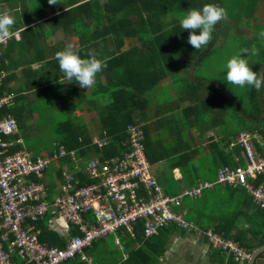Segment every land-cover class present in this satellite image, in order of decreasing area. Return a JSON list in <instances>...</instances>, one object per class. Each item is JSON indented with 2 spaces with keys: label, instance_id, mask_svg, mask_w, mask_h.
<instances>
[{
  "label": "trees",
  "instance_id": "16d2710c",
  "mask_svg": "<svg viewBox=\"0 0 264 264\" xmlns=\"http://www.w3.org/2000/svg\"><path fill=\"white\" fill-rule=\"evenodd\" d=\"M26 1L0 0V4L6 5V7L0 9V13H3L6 9L14 11L15 23L12 26V32L22 29L20 31L22 39L21 42H18L17 48H19V52L23 53V50L26 51L24 55L30 57L25 64V70L31 71L30 64L35 62L37 58L38 61L46 58L43 55L45 52L42 51L38 44L39 38H47L57 30L66 35L73 33L78 37L76 44L81 46V48L77 53L82 58H86L87 52L90 49H96L98 38H101L102 42L109 41L115 44V47L110 52L107 50L108 59L104 62L106 67L102 70L104 72L106 69L107 82L104 89L107 92L105 95L107 100L105 112L100 114L97 126L98 129H104L110 137L112 136L109 144L101 150L92 145L89 135L91 127L83 125L78 121L75 123L73 119L69 118L68 112H65V118H62L60 121H54L53 119L54 122H57L53 132L56 136L57 143L63 145L67 150L77 148L79 150L78 156L82 158H87L90 154L101 159L123 154L127 150V148L121 146V143L127 138L125 128L129 124L135 123L131 117L130 109L139 101L146 103L148 97H151L157 92L163 80H172L174 83L172 85L186 86L191 89L206 88L216 90L213 87L191 81L190 72L194 63L198 60H200L199 66L203 61L207 60L206 57L210 55L211 49L218 42L223 32L222 21L214 28L213 38L209 42V47L207 46L208 49L204 47L197 50L192 49L186 43L188 33L180 27L179 20L184 11L191 8L199 9L208 3H217L223 7L222 0H104L102 3H100V0H53V4L49 3V0H29L35 8V12L32 15H27L25 13L26 10H23ZM258 1L248 0L246 5H255ZM50 6H53L52 10H54L51 12L52 17L46 11ZM19 8H21L20 13L23 16L22 19L19 16ZM35 20L39 21V23L32 26ZM217 28L218 33L215 38ZM214 38L215 41L213 42ZM88 42L91 44L89 47H86L85 45ZM12 47L11 49L13 50L15 44ZM31 50L37 51L36 57L34 55L31 56V53H29ZM248 54L249 51L247 52ZM256 55L259 56V60L254 62L256 64L255 66H252L254 71L259 69L261 63H263L264 48L262 47L258 50ZM5 57H7L6 52L0 56V68L2 69H7L8 67L4 61ZM34 58H36L35 61ZM44 64L48 67L50 62L46 61ZM195 77V79H199L202 76ZM202 79L211 81L207 78ZM6 80L4 81L3 87L6 84ZM225 88L233 94L231 88L228 86H225ZM22 89L29 92L34 87L28 89L25 84ZM48 89L46 88L41 91L46 95ZM67 92L68 89L66 92H61L63 99H66L64 95ZM247 94L249 106L245 108L239 101H237V104L242 114L257 119L262 115L258 92L249 88ZM23 98L25 97L17 95L11 106L0 109V118L4 115L11 114L18 124L17 135L14 134L6 138L7 140H16L18 136L29 137V126L26 124L25 117L27 113L24 112L21 105L19 106V101ZM218 99L219 101L221 100L220 108L225 112L228 109L233 110L236 125L240 126L239 128L241 130L235 131L233 135L234 142H237L238 136L242 131H250V133L257 131L259 134L264 135V119L257 123L245 119L221 91L219 92ZM44 112H46V109L42 108L38 116L41 119V121L38 119L37 127L39 129H41L40 125L45 122ZM33 113L34 110L29 111V114ZM49 122H52V119ZM248 125L252 126V128ZM226 144L228 145L229 141ZM254 145L260 153H264V148L259 143L255 142ZM208 147L212 157H215L216 153H224L217 143H211ZM16 150V147H10L11 152ZM240 150L242 149L239 145H235V153L239 157L241 156ZM58 162L62 164V161L59 160ZM221 163L229 164L226 159ZM239 163L243 164L241 157ZM231 164L235 165V163ZM215 174L216 172L203 175H187L183 172L180 180L186 185H195L197 183L195 176L198 179H214ZM77 176L82 179L81 184H89L92 182L91 179L83 174H78ZM260 182L261 179L259 178L255 181V184ZM217 187L215 188L217 189ZM225 188H228L232 192L229 193L232 198L237 200L242 199L240 201H243L250 208L251 213L247 217V222L253 230L251 231L253 236L250 237L251 240L242 236V231L233 232L234 219L237 218V215H234L233 220H229L232 218L230 216L218 219L213 216L212 211L207 209L208 205L204 206L206 204L205 201L211 194V190L203 191L198 199H193V201L186 200L188 204H182L186 208L183 216L188 221L192 219V221L203 229L214 227L216 232L222 234L225 238L235 240L250 253L257 246L264 244V237L262 236V230L264 229V210L256 206L249 196L246 197V193L243 192L244 190L242 191L239 188L231 187ZM199 201L201 207L195 206L199 205L197 203ZM91 221L93 220L91 219ZM35 225L40 230L39 240L41 242L59 248L65 246L66 238H60L56 233L48 229L46 217L35 223ZM167 232L168 229L163 227L159 230L157 236L145 239L143 237V223L139 222L135 227L134 236L128 237L130 240L137 239L142 241L143 245L137 250L129 252L126 260L118 264H155L157 258L164 250L167 237L165 233ZM78 234V230L74 226H71L70 236ZM254 240L257 243L252 242ZM100 241H96L90 247L86 248L84 250L85 253L91 256L92 248L98 245ZM124 245L126 248L129 246L127 243ZM62 264L85 263L80 261L77 256Z\"/></svg>",
  "mask_w": 264,
  "mask_h": 264
},
{
  "label": "crops",
  "instance_id": "0c3cea01",
  "mask_svg": "<svg viewBox=\"0 0 264 264\" xmlns=\"http://www.w3.org/2000/svg\"><path fill=\"white\" fill-rule=\"evenodd\" d=\"M20 9L21 8L18 9L19 16L22 19L23 16H21ZM24 9L26 10L25 13L27 15H32L35 12V8L29 0L25 2L23 10ZM52 9L53 6L46 9L50 17L53 16L51 12L54 10ZM262 14H264V6L262 7ZM37 23H39V21L35 20L32 26ZM20 31H22V29L12 32L11 28L10 35L7 38V44L5 46L0 45V56H2L4 52L7 53V57L4 58V61L8 66L7 69H3L7 72L5 78V80H7L5 86L2 87L1 93L7 94L11 92L14 93L16 97L17 95L25 97L19 101V106L21 105L24 112L27 113L25 117L26 124L29 126L28 136L30 137L37 133L35 138H38V131H42L43 128L47 129L48 133L54 134L53 132L57 123L54 121L62 120V118H65V112H68L69 118L73 119L75 123L78 121L83 125L92 128L89 130L92 143V137L95 134H101L102 131H106L104 129H98L97 127L100 114L105 112L107 100L105 96L107 92L104 89L107 82L106 69L104 72L97 75L96 84L92 88L81 89L76 84L67 83L63 78V74L59 70L57 61L54 59V54L65 48H71V50L77 52L81 46L76 44V42H78V37L75 34L72 33L66 35L57 30L47 38H39L38 44L42 51L45 52L43 55H45L46 58L41 61H38V58H34V61L35 59L36 61L30 64L31 71L25 70V64L30 57L28 56V58L27 55H24L26 54V51L23 50L22 53L19 52V48H17L18 42H21L22 39ZM59 32H61V34H59ZM97 42L96 49H94L95 53L98 59L105 62L108 59L107 50L110 52L113 47H115V44H112L113 42L110 43L109 41L102 42L101 38H98ZM13 44H15L16 48L14 47L12 50L11 48H13ZM90 44L91 43L88 42L85 46L89 47ZM262 47L264 48V42ZM36 52V50H31L29 53H31V56L34 55L36 57ZM46 61L50 62L48 67L44 64ZM196 80L198 81L197 83L213 87L216 90L206 88L191 89L186 86L181 87L178 85H172V80H167L166 82L163 80L157 92L151 97H148L149 101L148 99L146 103H144V101H139L130 109L131 117L135 122L134 124L143 129L146 156L151 165L152 174L158 183H160L161 187L170 195H179L185 189L194 186L191 184L176 185L181 182L180 179L183 172L187 175H203L210 172L215 173L218 168L223 165H242L239 163L240 157L243 160L242 150H240V157L236 155L235 145L238 144L237 142H234L233 139L235 131L241 130L239 128L240 126L236 125L237 123L235 121L233 110L228 109L225 112L220 108L221 100L219 101L218 95L220 91L223 94L224 92L222 89L212 85L214 82H212V84H204L202 83L203 81L207 83L210 81H205L202 77ZM25 84L28 89H30V87H34V89L31 91L29 90V92L25 91L22 89ZM214 84L225 89L233 97L236 103L239 101L235 94L233 92V94H231L223 84L217 82ZM46 88L49 89L46 92V95H44L41 90ZM67 89L68 92L64 95L66 99H63L61 92H66ZM262 100L264 103V93H262ZM39 102H43V108L46 109V112H44L45 122L43 121L44 123L42 122L43 124L40 125L42 129L37 127L39 122L38 119L41 121L38 116L42 110L39 108ZM33 104L35 105L33 106ZM30 110H34V113L29 114ZM50 111L51 113L48 114ZM62 115L63 117L58 119L59 116ZM51 119L52 122H49ZM249 127L252 128V126ZM246 132L250 133V131ZM251 134L253 135V143L257 142L264 148V135L259 134L257 131L252 132ZM29 137L18 136V139L16 140H9L12 142V146L17 148V150L13 152L24 151L31 153L33 156H40L48 152L50 153L53 144L57 143L56 140L51 139L49 144L41 145L42 143L40 141L39 144H35L37 146L34 145L39 154H34V150L27 148L26 146L27 144L25 141ZM228 141L229 144L227 145L226 142ZM211 143L219 144L224 153H216V156L212 157L208 147ZM75 150L79 153L77 148ZM92 157L97 156L91 154L87 158L79 156V167L84 168L87 160ZM225 159L229 164L221 163L222 161H225ZM230 162L235 163V165ZM59 164V162L52 164L45 173L44 181L48 188L50 198L57 197L61 192L62 175L60 171L61 164ZM79 179V184L82 185V179ZM195 179L196 182L215 181V178L198 179L197 176H195ZM216 186H218L217 189L215 188ZM210 192L211 194L205 201L206 204L204 206L208 205L207 209L213 212V216L218 219L230 216L232 218L229 220H233L234 215H237V218L234 219L235 224H233V232L242 231L241 235L246 239L253 237L251 234V231L253 230L249 227V223L247 222V217L251 213L250 208L245 205L243 201H240L242 199L237 200L232 198L229 194L231 191L228 190V188L219 185H215ZM245 195L246 197L248 196L247 194ZM198 198L199 197H197V199ZM186 200L193 201V199L186 198L184 199L183 204H188ZM197 203L199 205L195 206L201 207L200 201ZM180 210L183 215L186 208L182 206ZM45 217L47 221L49 215H46ZM45 217L43 219H45ZM189 222L196 224L192 219H190ZM166 228L168 229V232L165 233L167 234L166 244L162 254L157 258L155 264H236L230 256L222 254L209 245L204 235L186 233L176 225H168ZM210 228L214 229V227ZM49 230L56 233L60 238L67 239L66 236L61 235L58 231L52 229ZM202 230L206 229L202 228ZM128 236L130 235L125 232L110 235L92 248V255L89 257L97 261L99 264H118L126 260L129 252L137 250L143 245L142 241L137 239L130 240ZM262 236L264 237V229L262 230ZM252 242L257 243L256 240ZM125 243L129 244L127 248L124 245ZM99 252H101L102 255H98ZM15 258L16 263H20V260L17 257Z\"/></svg>",
  "mask_w": 264,
  "mask_h": 264
},
{
  "label": "built area",
  "instance_id": "2783aa9c",
  "mask_svg": "<svg viewBox=\"0 0 264 264\" xmlns=\"http://www.w3.org/2000/svg\"><path fill=\"white\" fill-rule=\"evenodd\" d=\"M0 39V45L7 44ZM1 55V53H0ZM7 72L0 69V109L12 104L15 94H2ZM18 124L12 115L0 118V264H62L75 257L85 264H99L85 249L94 242L118 232L134 236L135 227L143 223V236L150 238L168 225H176L186 233L202 234L207 243L236 264H245L249 253L235 240L225 238L213 228L202 230L187 221L181 206L184 199H195L215 185L239 188L264 210V153L254 146L253 135L240 132L237 144L242 149L243 164L223 165L215 181H199L179 195L168 194L151 171L146 156L143 129L136 124L125 128L127 148L121 155L101 159L92 157L80 168L75 149L53 144L51 152L33 156L24 151L10 152ZM106 131L95 134L92 143L98 149L109 144ZM62 161L60 194L49 197L44 181L46 170ZM72 165V166H71ZM82 173L92 182L79 184ZM261 182L255 184L257 179ZM49 215V229L67 237L64 247L50 246L39 240L35 223ZM91 219L93 221H91ZM74 226L79 234L70 236ZM118 242V241H116ZM17 257L20 263H16Z\"/></svg>",
  "mask_w": 264,
  "mask_h": 264
},
{
  "label": "clouds",
  "instance_id": "9594fccd",
  "mask_svg": "<svg viewBox=\"0 0 264 264\" xmlns=\"http://www.w3.org/2000/svg\"><path fill=\"white\" fill-rule=\"evenodd\" d=\"M53 4V0H49ZM227 18V10L217 3H208L199 9L191 8L184 11L179 20L180 27L187 31L186 43L192 49H202L209 45L213 38L214 28L218 22ZM15 23V16L8 13H0V39L10 35V30ZM264 38V30L259 33ZM247 49H242L231 56L221 67L224 80L235 87L251 88L259 93H264V69L253 70L249 64ZM243 54V55H242ZM54 59L58 63L60 72L67 83H73L81 89L92 88L96 84V78L106 67L104 61L97 58L94 49L87 52V58L71 48L57 51Z\"/></svg>",
  "mask_w": 264,
  "mask_h": 264
},
{
  "label": "rangeland",
  "instance_id": "374dc122",
  "mask_svg": "<svg viewBox=\"0 0 264 264\" xmlns=\"http://www.w3.org/2000/svg\"><path fill=\"white\" fill-rule=\"evenodd\" d=\"M103 1L104 0H100V3ZM247 1L248 0H222V5L227 10V18L222 20L223 32L218 42L211 49L210 55L206 57L207 60L203 61L196 70V76H202V78L211 80L208 83L217 82L231 88V91L245 108L249 105L247 94L249 88L241 89L228 84L221 74V67L231 56L237 54L242 49H247L249 51L247 56L250 65L252 64L255 66L256 64H254V62L259 60V56L256 55V52L258 53V50L262 48V43L264 42V38L259 36V33L264 30V14H262L264 0H259L255 5H246ZM4 7H6L5 4H0V9ZM3 13L14 14L11 9H6ZM59 34H61V32H59ZM263 63H261V65ZM166 81L167 79L164 80V82ZM34 105L35 104H33V106ZM43 107L44 103L39 102V108L42 109ZM50 113L51 111L48 114ZM62 117L63 115L59 116L58 119ZM36 134L30 136L25 141L27 148L34 150V154H39L34 147L35 144H39L41 141V145H46L50 143L51 139L56 140L55 134L48 133V130L44 128L42 131H38V138H35ZM176 185L186 184L180 182ZM98 255H102V253L99 252Z\"/></svg>",
  "mask_w": 264,
  "mask_h": 264
},
{
  "label": "water",
  "instance_id": "95a60500",
  "mask_svg": "<svg viewBox=\"0 0 264 264\" xmlns=\"http://www.w3.org/2000/svg\"><path fill=\"white\" fill-rule=\"evenodd\" d=\"M219 23V22H218ZM217 33H218V28L216 30V35H215V38L217 36ZM215 38L213 40V42L215 41ZM200 60H198L192 67L191 69V72H190V80L197 83L198 81L195 79V70L199 64ZM260 69H264V63L261 65ZM204 84H212V83H207V82H202ZM220 89H222V91L224 92V94L231 100V102L233 103V105L236 107V109L241 113L236 101L233 99V97L225 90L223 89L221 86L219 85H215V84H212ZM258 97H259V101H260V104H261V107H262V115L261 117L257 118V119H254V118H250V117H247L245 116L244 114L243 117L249 121H253V122H260L264 119V103H263V100H262V93H259L258 92ZM246 264H264V244H261L259 245L258 247H256L254 250H252L250 253H249V257L246 261Z\"/></svg>",
  "mask_w": 264,
  "mask_h": 264
}]
</instances>
